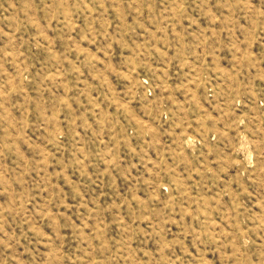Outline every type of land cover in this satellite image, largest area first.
Returning <instances> with one entry per match:
<instances>
[{"label":"rangeland","instance_id":"374dc122","mask_svg":"<svg viewBox=\"0 0 264 264\" xmlns=\"http://www.w3.org/2000/svg\"><path fill=\"white\" fill-rule=\"evenodd\" d=\"M0 264H264V0H0Z\"/></svg>","mask_w":264,"mask_h":264}]
</instances>
